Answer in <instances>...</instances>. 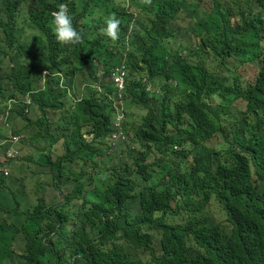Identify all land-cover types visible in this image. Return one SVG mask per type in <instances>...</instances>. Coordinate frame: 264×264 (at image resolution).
Returning <instances> with one entry per match:
<instances>
[{"label": "trees", "instance_id": "obj_1", "mask_svg": "<svg viewBox=\"0 0 264 264\" xmlns=\"http://www.w3.org/2000/svg\"><path fill=\"white\" fill-rule=\"evenodd\" d=\"M61 3L81 43L57 41L51 13ZM232 4L0 0V113H9V121L25 120L31 138L49 140L47 147L38 145L45 153L38 152L36 159L20 152L19 158L35 162V171L52 177L55 165L62 175V161L78 166V175L68 181H78L69 194L55 189L49 201L42 194L36 204L26 200V206L4 184L15 180L12 173L6 181L0 172V264H264V0ZM111 14L121 21L115 41L101 32ZM231 17L238 21L234 26ZM186 19L188 26H182ZM130 24L140 29L134 30L135 40L142 41L136 53L148 78L175 82V87L164 84L160 96L143 89L131 74L126 82V104L145 111L138 125L120 123L138 145L124 149L134 169L124 167L121 153L116 155L120 164L107 153L115 115L102 90L114 91L105 76L120 62L118 45L125 43ZM191 35L195 48L182 55V42ZM206 59L219 60L215 72L206 67ZM233 60L236 67L229 65ZM244 63H255L257 69ZM129 64L139 68L137 62ZM99 68L104 71L100 88L89 87L76 104L88 120H54V111L67 105L57 73L69 86L80 78L91 84ZM247 68L255 71L251 79L243 73ZM42 78L44 87L35 88ZM27 94L31 117L24 115L23 99L6 103ZM238 99L245 102L242 111L232 109ZM237 124L250 126L251 133L241 135ZM2 129L0 141L8 132ZM9 132L20 133L12 124ZM84 133H92V139ZM216 133L221 140L211 146L208 141ZM59 142L65 153L53 162L49 156ZM14 161L0 164L10 167ZM49 165L50 170L42 169ZM155 166L163 173L158 179ZM20 167L12 170L21 173ZM103 182L110 184L103 188ZM56 196L62 197L59 212ZM212 200L220 204L227 224L206 214ZM181 213L187 217L174 221ZM16 238L22 244L17 252L11 247Z\"/></svg>", "mask_w": 264, "mask_h": 264}, {"label": "clouds", "instance_id": "obj_2", "mask_svg": "<svg viewBox=\"0 0 264 264\" xmlns=\"http://www.w3.org/2000/svg\"><path fill=\"white\" fill-rule=\"evenodd\" d=\"M212 1L213 0H211V2ZM144 3L151 4V0H144ZM51 14L53 17L52 23L54 25L55 36H56V39L58 42H60L61 44H77V43L82 42V35L73 26V18L69 14V10H68V7L66 4L61 3L59 5L58 10L53 11ZM234 20H235V18H233V19H232V17L230 18V22L233 26L238 22V21L233 22ZM120 24H121L120 19L115 14H111L106 18V20H105L106 26L101 29V32L113 41L118 40L119 39V32H120ZM131 32H132V24H130V26L126 30V33L124 34L125 43L123 45H118V49L120 50V55H119L120 56V62L116 66L112 67L111 70L108 72L107 76H105L106 81L107 80L111 81V84L113 86L114 91L112 93H106L104 88H102L104 95L108 96L111 99L112 108H113V115H115V118L113 119V122H112L113 130L109 134V136L106 137L107 142H108L107 150L110 149L112 146L116 145L118 147L121 144H125V143L127 145L125 146L124 149H127L128 146L130 147V149L135 148L134 145L129 142L128 135L126 133H124L120 128L121 121L123 119L126 120L127 108L130 107L126 104V101H125V86H126L127 80L130 78V74L133 78H135V80L141 82V84L143 85L142 86L143 89H145L146 91H148L150 93H155L158 96H160L159 95L160 88L156 84L157 81L164 80V83L161 86L162 93H163L164 84H170L171 86L175 87V82L173 79H166V80L165 79H159L157 81H154L151 78H148L149 75L147 73V68L145 67L144 63L142 61H140L139 59L134 60V61L130 59L129 54H133V53L131 52L128 54L127 52L130 49L129 45H130V33ZM237 39H239V42H237L236 44L239 46H242V39L240 37H237ZM251 42L254 43L253 40H251ZM134 54H136V56H137L136 47H135ZM182 55H183V53H182ZM137 58H138V56H137ZM232 59H233V57H232ZM215 61H216L215 65L217 66L219 63L218 59H213L212 61L206 59V67L209 68L210 64L212 62H215ZM128 62H134V63L137 62L139 68L137 70H134L131 67V64L128 65ZM237 64H238V62L233 60L229 65H231L232 67H236ZM244 64L248 65V66L252 65V67L254 66V68L257 69L255 63H248V64L244 63ZM210 70L215 72L216 67L213 70L212 69H210ZM43 73L45 74L46 71L44 70ZM57 74L60 76V79H59L60 83H59L58 89L64 91L65 96L63 97V99H65L67 101V103L72 106V105H76L77 103H79L81 101V99L83 97H85L86 94L89 93V87H91L92 89H99L100 88V86L98 84V79L101 78V76L104 74V71L102 68H99L96 70L95 77L94 78L92 77L93 82L91 84L86 83L85 92L82 95H78L77 89H76V88H79L82 81H80V82L77 81V83L74 86H69V85L64 83L63 76L61 75V73H57ZM254 75H255V71H254V74L251 78H253ZM246 78L251 79L247 76H246ZM21 99H23V102L25 103L24 109H23L24 115H28L30 113L31 104H32L28 94L21 96V97H14V98L8 100L6 103L9 106L12 102H17ZM214 100L216 103H219V100L217 98H215ZM238 100H241V99H238ZM231 105H232V103H231ZM131 106H134V105H131ZM66 107H67V105L60 108V111H58V112H60V114L62 116L61 118L69 120L70 115L67 113ZM135 107H137V106H135ZM232 109L234 111H242V110H235L233 108V105H232ZM244 109H245V107H244ZM62 110H65V112H61ZM2 115L4 116V122H3L4 125L2 124L3 128L7 129L8 132L5 133L4 138H2V140L0 141V146H1L0 150L3 151L0 162L4 161L6 159H14L15 161L10 164V167L7 166L6 164H2V165L0 164V172L2 173V175L4 177L7 178L6 181H9V179H12V177L10 176V174L12 173V175L15 177V180L12 182H8V183L4 182V183L11 186L12 191L16 195V196L15 195H13V196L16 197L17 200L19 202H21V204L23 206H26L27 205L26 200H29V197L27 196L26 192H25L26 196H24V194H21L19 192L20 187L24 188V184H25L24 179L21 178L20 172H16L12 169H13V167L21 166L18 164L20 163L19 152H20V154L22 153V148L26 144H31V145H34V144L31 142V140L28 142L21 143V141L23 139L22 133L13 134V133L9 132V130H11V123L8 119V118H10V117H8L9 113L4 112ZM24 123H26V122L24 121ZM237 125H238V128H239L241 135H248L252 131L250 126L239 125V124H237ZM214 136L218 137L219 139L221 137L220 133H216ZM83 137L86 140H91L93 137V134L92 133H84ZM57 144L60 145L59 150L56 147ZM57 144H55L53 151L51 152V155L49 156L50 160L53 162L56 160V158L58 156H62L65 153L61 149V142H59ZM174 147L176 148V146H174ZM36 148H37V144L35 145L34 150L28 151L27 153H23L24 156H26V157L32 156L33 157L34 153H36V152H41L42 154L44 153L43 150H40L39 148H37V150H39V151H37ZM52 153H55L54 158L52 157ZM33 163L36 164L35 162H33ZM61 164H62L61 168H64L62 170V175H60V173H59V170H60L59 165H55L53 167V170H52V172L54 174L53 177L48 172H41V174L49 176L51 178V180H50L51 184L50 185L46 186L43 182L37 180V183H36L37 189H38V186H40V185L42 186L41 190L40 189H38V190H40V192H39L40 195H42V194L45 195L46 201H49L50 197H52V195L55 193V191H56L55 189H57L58 191H62L63 194H69V192H71L70 187L76 185V183L78 182L77 180H75L72 184H68V181L70 179H72V177L74 178L76 175H78V170H77L78 166L77 165L74 166V164L72 162H68V161H62ZM20 168H22V166ZM42 169L50 170V165L47 167H43ZM35 170H36V166H35ZM35 170L32 171L33 174H40L39 172H37ZM70 170H72L74 173L73 174L72 173L71 174L70 173L63 174V173L70 171ZM136 177H137V175L134 174L131 176V179H134ZM18 179H20V181H18ZM54 181L58 182L57 188H55V187L53 188V182ZM21 182H22V184H21ZM148 182L151 183L150 179ZM142 186H143V182L139 186V189ZM85 189H88V185L84 187V190ZM59 198H60V200H58L57 202L61 201V199H62V197H59ZM37 201H38V199H37ZM29 202H30V200H29ZM36 203H34V204H36ZM59 205H60V202H59L58 206H56V210H55L56 212L60 211ZM223 214H224V212H223ZM224 216H225V214H224ZM226 224H227V222H226Z\"/></svg>", "mask_w": 264, "mask_h": 264}, {"label": "rangeland", "instance_id": "obj_3", "mask_svg": "<svg viewBox=\"0 0 264 264\" xmlns=\"http://www.w3.org/2000/svg\"><path fill=\"white\" fill-rule=\"evenodd\" d=\"M216 1H218L220 3L229 2L231 4L233 2V0H216ZM187 21L188 20L186 19L185 21L180 22V24L182 26H188ZM134 30L137 31V32H140V29L134 27V29L130 33V45H129V48L130 49L127 52L128 54L131 53V52L133 53V54H129L130 59L133 60V61L134 60H138L136 54H134L135 47L136 46H139L141 44V42H142L141 40H139V41H136L135 40V39L138 38V36L134 32ZM193 37H194V35H191V37L186 36V39H189V40L187 42L186 41L185 42H182V46L181 47H182V53H183V55L188 56V54H187L188 51L189 50L192 51L195 48L192 44H190V42H191L190 40ZM236 41L239 42V39L236 40ZM189 57L190 58H193V56H189ZM215 63H216V61L215 62H212L210 64L209 68L213 70L216 67ZM244 73L246 74L247 77L251 78L253 76V74H254V71L251 68H247L246 71H244ZM38 74H39V70H36L34 72V75L37 76ZM43 81H44L43 78H42L41 82H40V80L37 81L34 84L35 88H37V87L43 88L44 87ZM79 81H82L81 82V85L79 86V88H76V89H77L78 95H82L85 92V85H86L87 82L85 80H83V78H80ZM163 83H164V80L157 81V83H156L157 86L160 88L159 95L162 94L161 86H162ZM232 105H233V108L235 110H243L244 107H245V103L242 100H235V101L232 102ZM66 111L70 115V117H73V120L78 119V120L83 121V122H85L86 120H88L87 119V116L85 114H83V115H80L79 114L80 113L79 107H77L76 105H72L71 106V105H69L67 103ZM54 112L56 113V114H54V120H58V119H60L62 117L61 114H60V112H58V111H54ZM144 112L145 111L143 109H141L139 107H135V106H130L129 108H127V114H126V122L128 123L127 126L129 127L131 124L132 125H138L140 123V121H141V117L144 114ZM3 113H0V129L3 128L2 124L4 125V123H3L4 122V116L2 115ZM28 115L31 117V114L30 113ZM24 121H21V120H12V121H10V123L13 125V128H15V130L20 131V133L23 134V140L21 141V143L28 142V141L31 140V142L34 144V145L26 144L22 148V153H27L28 151L34 150L35 145L37 144L38 141L39 142L37 144V148H38V145L39 146L46 145V147H47L48 146V142H49L48 139H44V138L35 139L34 137L31 138V136H29V134L27 133V131L24 130V127H25V124H26V123H24ZM2 133H4L3 132V129H2ZM128 140H129V142L131 144L134 145L135 148L138 147L137 144H135V143H133L131 141V134L130 133L128 134ZM219 141H220V139L218 137H215L214 136L212 139H210L208 141V143L211 146H217V144H218ZM126 145L127 144L125 143V144H121L118 147L116 145L115 146H112L110 149L107 150V153H109L111 155L112 162L113 163H117L118 162V164L121 163V158H120V160H118V158H117L116 155H120V153H121V155L123 157L124 167H128L129 169H134V164H133L132 159L128 156L127 151H124V148H125ZM56 147L59 150L60 145L57 144ZM37 148H36V150H37ZM2 152L3 151L0 150V159L2 157ZM37 153L38 152L34 153V155H33V158L34 159L37 158V156H36ZM52 157L53 158L55 157V153H52ZM153 157L154 156H152V158ZM19 161H20V163L18 165H21L22 166V168H21V178L24 179V183H25L24 184V188L20 187L19 192L21 194H24V196H26L25 195V192H26L27 196L29 197L30 203H36L38 197L40 196V193L39 192L41 190V188H40V190L37 189V186H36L37 180L43 182L47 186V185H50L51 184V182H50L51 178L49 176L43 175L41 173L40 174H33L32 171L35 170V166H36V164H34L33 162H30V161H28L26 159L19 160ZM119 167H121V166H117V168H119ZM155 168H156V173H155L154 179H158V178H160V177L163 176V173H162V171H160L158 169L157 166H155ZM108 179H110V178H107V182H108ZM151 182H152V180H151ZM0 184H1V180H0ZM4 184H6V183H4ZM109 184L110 183L104 184V182H103V186L102 187L105 188V186H108ZM104 191L105 190H101L100 191V194L103 195ZM56 197L59 198V196H56ZM50 199H52V197H50ZM205 212H206V214H209L210 213L211 216L214 219H216L217 221H219V222H221L223 224H226L225 216L223 214V211H222L220 205L218 204V202H216L215 200H212L211 201L208 210L205 211ZM185 217H187V214L181 213L180 215L174 217V221L180 222ZM21 246H22V244L19 241V238H16V240L13 241V244H12L11 247L13 248V250L15 252H17V251L21 250V248H22ZM50 251H52V250H50ZM50 251L48 252V255L50 254Z\"/></svg>", "mask_w": 264, "mask_h": 264}]
</instances>
